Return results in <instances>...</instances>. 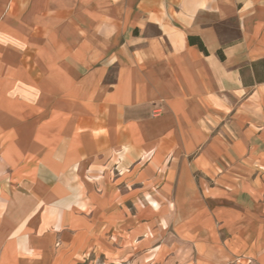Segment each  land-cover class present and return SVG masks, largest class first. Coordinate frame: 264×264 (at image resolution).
<instances>
[{
    "label": "crops",
    "instance_id": "obj_1",
    "mask_svg": "<svg viewBox=\"0 0 264 264\" xmlns=\"http://www.w3.org/2000/svg\"><path fill=\"white\" fill-rule=\"evenodd\" d=\"M0 264H264V0H0Z\"/></svg>",
    "mask_w": 264,
    "mask_h": 264
},
{
    "label": "trees",
    "instance_id": "obj_2",
    "mask_svg": "<svg viewBox=\"0 0 264 264\" xmlns=\"http://www.w3.org/2000/svg\"><path fill=\"white\" fill-rule=\"evenodd\" d=\"M200 46H201V48H202L203 50H205L203 44H201ZM220 54H221V53H220Z\"/></svg>",
    "mask_w": 264,
    "mask_h": 264
}]
</instances>
